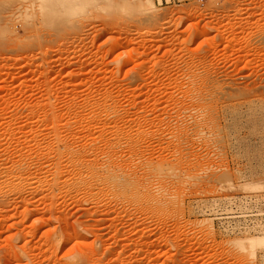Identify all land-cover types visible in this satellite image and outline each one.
Masks as SVG:
<instances>
[{
	"label": "rangeland",
	"instance_id": "rangeland-1",
	"mask_svg": "<svg viewBox=\"0 0 264 264\" xmlns=\"http://www.w3.org/2000/svg\"><path fill=\"white\" fill-rule=\"evenodd\" d=\"M263 183L264 0H0V264H264Z\"/></svg>",
	"mask_w": 264,
	"mask_h": 264
},
{
	"label": "built area",
	"instance_id": "built-area-1",
	"mask_svg": "<svg viewBox=\"0 0 264 264\" xmlns=\"http://www.w3.org/2000/svg\"><path fill=\"white\" fill-rule=\"evenodd\" d=\"M244 199H246L247 202L249 200L252 201V199L248 197ZM212 214L215 219H221L227 226H231L234 230L238 231L240 228L243 229L252 219H261L264 221V206L258 204V202H254L252 205H247L246 207L237 204L235 207H231L228 210L223 207L215 208Z\"/></svg>",
	"mask_w": 264,
	"mask_h": 264
},
{
	"label": "bare ground",
	"instance_id": "bare-ground-1",
	"mask_svg": "<svg viewBox=\"0 0 264 264\" xmlns=\"http://www.w3.org/2000/svg\"><path fill=\"white\" fill-rule=\"evenodd\" d=\"M67 148V147H66ZM19 174V173H18ZM258 183V182H257ZM261 183V182H260ZM246 184V183H245ZM244 184V185H245ZM249 184V183H248ZM248 184H246V185H248ZM254 184H255V182H254ZM259 184V183H258ZM251 185V184H250ZM264 185V183L262 184V186ZM260 186H261V184H260ZM253 187V186H252ZM251 187V188H252ZM256 187H258V186H256ZM248 188V187H247ZM250 188V189H251ZM255 188V187H254ZM260 189V188H259ZM252 190V189H251ZM255 190V189H254ZM238 244L239 245H241V247L243 246V247H245V246H250V247H254V249H255V247H257V246H259V248H260V246H264V234L263 235H255V236H252V237H245V239H240V240H238ZM247 248V247H246ZM250 249V248H249ZM255 251V250H254Z\"/></svg>",
	"mask_w": 264,
	"mask_h": 264
}]
</instances>
